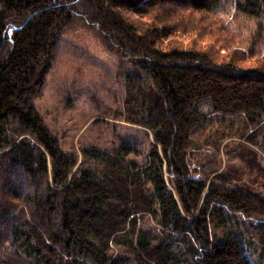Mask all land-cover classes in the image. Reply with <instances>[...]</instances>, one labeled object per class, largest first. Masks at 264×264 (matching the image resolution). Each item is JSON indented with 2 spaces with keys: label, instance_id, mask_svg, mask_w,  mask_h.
<instances>
[{
  "label": "trees",
  "instance_id": "trees-1",
  "mask_svg": "<svg viewBox=\"0 0 264 264\" xmlns=\"http://www.w3.org/2000/svg\"><path fill=\"white\" fill-rule=\"evenodd\" d=\"M79 1L0 0V264H128L110 245L128 226L136 229L145 212L159 217L197 264H252L246 240L232 233L219 238V229L234 216L264 218V196L235 184L227 172L211 180L197 176L191 152L210 119L203 105L244 116L245 128L254 129L240 134L258 139L264 0L237 4L259 20L250 53L234 46L238 34L229 23H218L224 35L212 36L210 14L223 0H88L90 21L140 71L130 82L151 80L150 90L131 94L128 105L134 111V100L141 102L136 121L155 139L142 162L127 159L134 152L128 144L85 148L88 166H77L78 157L65 151L33 101ZM183 34L211 37L218 46H197L196 39L185 46L172 38ZM157 238L137 240L136 262L178 264L177 240Z\"/></svg>",
  "mask_w": 264,
  "mask_h": 264
},
{
  "label": "rangeland",
  "instance_id": "rangeland-1",
  "mask_svg": "<svg viewBox=\"0 0 264 264\" xmlns=\"http://www.w3.org/2000/svg\"><path fill=\"white\" fill-rule=\"evenodd\" d=\"M239 1L244 0H223L210 14L215 27L212 36L224 35L218 23H229L238 34L234 46L239 45L250 53L249 46L259 33V20L239 12ZM76 7L78 13L58 36L46 85L42 94L33 99L35 106L65 151L78 157L77 166L89 165L83 156L85 148L97 146L114 150L123 144L134 148L127 159L142 162L155 142L154 134L149 127L136 121L134 111L141 102L134 100V111H131L128 98L133 99L131 94L139 96L144 87L150 90L151 80L143 76L140 86L132 84L130 76L135 78L140 71L121 55L116 43L90 21L94 11L89 1L81 0ZM188 34L172 38L185 46H191L194 39L197 46H218L211 37L201 40L197 35L190 37ZM253 34L256 35L252 39ZM202 111L209 113L210 119L207 128L195 135L197 145L191 152L195 174L211 180L216 174L227 172L235 184L264 196V126L258 129V139L250 136L246 141L240 133H249L254 128H245L244 116H225L208 105H203ZM232 127L237 131L226 136ZM260 223H264V218L244 220L234 216L228 226L220 227L219 238L229 233L243 237L251 263L264 264V226ZM152 235H157L158 241L177 240L173 250L180 259L178 264L196 263L195 258L189 256L187 246L180 244L176 235L161 225L159 217L148 212L140 214L136 229L130 225L120 232V237L111 242L110 252L115 257L123 256L128 264H138L133 246L140 238Z\"/></svg>",
  "mask_w": 264,
  "mask_h": 264
}]
</instances>
